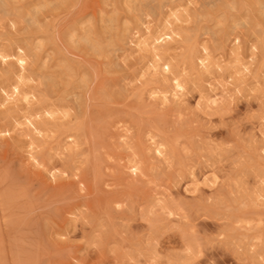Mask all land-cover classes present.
I'll return each mask as SVG.
<instances>
[{
	"label": "rangeland",
	"instance_id": "374dc122",
	"mask_svg": "<svg viewBox=\"0 0 264 264\" xmlns=\"http://www.w3.org/2000/svg\"><path fill=\"white\" fill-rule=\"evenodd\" d=\"M0 72V264H264V0H0Z\"/></svg>",
	"mask_w": 264,
	"mask_h": 264
},
{
	"label": "bare ground",
	"instance_id": "6f19581e",
	"mask_svg": "<svg viewBox=\"0 0 264 264\" xmlns=\"http://www.w3.org/2000/svg\"><path fill=\"white\" fill-rule=\"evenodd\" d=\"M142 42H143V41H142ZM203 46H204V45H203ZM153 47H154V46H153ZM153 50H154V49H153ZM206 56H208V55H206ZM205 58H207V57H205ZM205 58H204V59H205ZM23 61H24V60H23ZM158 61H159V60H157V61L155 60L154 62H158ZM21 62H22V61H21ZM200 62H201V61H200ZM204 64H205V63H204ZM168 68H169V67H168ZM155 69H156V68H155ZM167 70H168V69H167ZM20 71H21V70H20ZM0 73H2V72H0ZM167 73H168V71H167ZM20 75H21V74H20ZM19 78H20V77H19ZM15 88H16V87H15ZM15 88H14V89H15ZM180 88H182V87H180ZM15 90H16V89H15ZM24 97H25V96H24ZM50 138H51V137H50Z\"/></svg>",
	"mask_w": 264,
	"mask_h": 264
}]
</instances>
